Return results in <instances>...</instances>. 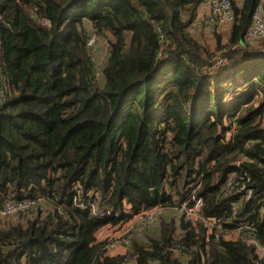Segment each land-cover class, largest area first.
<instances>
[{
  "label": "trees",
  "instance_id": "1",
  "mask_svg": "<svg viewBox=\"0 0 264 264\" xmlns=\"http://www.w3.org/2000/svg\"><path fill=\"white\" fill-rule=\"evenodd\" d=\"M203 1L0 0V206L37 204L0 219V264H256L244 241L180 234L175 212L198 185L204 217L234 203L264 244V53L246 40L264 0L234 2L214 48L190 30ZM125 206L171 214L105 255L96 234Z\"/></svg>",
  "mask_w": 264,
  "mask_h": 264
},
{
  "label": "built area",
  "instance_id": "2",
  "mask_svg": "<svg viewBox=\"0 0 264 264\" xmlns=\"http://www.w3.org/2000/svg\"><path fill=\"white\" fill-rule=\"evenodd\" d=\"M239 1L240 0H204V4L210 10L208 21L212 24V31L220 34L219 30L222 28L225 29L227 24L233 25L235 21L233 5L234 2ZM44 23L47 24L46 21H44ZM194 29H197L196 25ZM246 40L248 43L253 41L261 43L263 47L261 51L264 53V18L259 9L253 16L252 25L247 32ZM88 45L90 46V44ZM216 59L218 64L222 63L221 52L217 55ZM197 188L198 185L195 186L193 184L191 186V193L184 197L175 208L177 218L184 217L185 222L190 223L187 230H182L180 227V218L178 219L180 234H185L192 229L195 230L200 227L207 243L210 242L212 237L216 239L221 238L226 242L244 241L248 245L254 247V252L259 257L256 264H264V244L260 243L254 234L247 233V231L251 229L250 215L240 217L237 205L232 203L229 205L232 208L231 221L223 222L215 216L204 217L201 214L203 200L196 195ZM166 191L168 192L167 188ZM168 194L170 193L168 192ZM250 194L249 191L247 197H250ZM35 209H37L36 203L9 200L4 205L0 206V219H17V215L28 214ZM166 211L168 212L167 209L159 207L149 212L134 213L130 206H125L121 214H114L115 217L120 219L119 224L108 225L101 228L96 234V243H106L104 249V251H106L105 255H125L131 247L133 240L142 237L146 233L145 231L149 229V214H153L151 212H156L155 215L160 217L163 212ZM115 227H122V235L117 234L116 236H111L106 232V229ZM226 227L228 229H225ZM196 232H198V230H196ZM187 251L188 249L185 247H178L173 250L175 255L183 258H185Z\"/></svg>",
  "mask_w": 264,
  "mask_h": 264
},
{
  "label": "rangeland",
  "instance_id": "3",
  "mask_svg": "<svg viewBox=\"0 0 264 264\" xmlns=\"http://www.w3.org/2000/svg\"><path fill=\"white\" fill-rule=\"evenodd\" d=\"M219 33L220 34L218 36L221 37L223 43L224 44L228 43V39L230 37L229 30L227 28H225V29L222 28L219 30ZM90 35H92V37L90 38V41L88 42V44H90V46H89L90 51H91L93 60L95 61L96 66H97L98 77L100 78V77H102V75H101L102 70L106 66L107 61H108L109 46H108V42H107L106 38H102V37L98 38L96 35H94L93 31L90 32ZM205 41H207L210 44L209 45L210 47L214 48V44H215V37L214 36L207 35V37L205 38ZM218 54H220V53H218ZM262 117L264 119V113H263ZM151 213H153V214H149V223H150L149 225H150V227H149V229H147V231L149 233H151V235H154V234H156L155 229L158 227V219H157L158 216L155 215L156 212H151ZM168 214H171V212L166 211V212H163L162 215H168ZM155 216H156V220H155ZM176 216H177V213H176ZM179 218L180 217H178V219ZM12 220L15 221L16 219L15 218H9L8 220H5V222L8 223L9 221H12ZM16 221H21L23 223H27L26 218L17 219ZM115 228L106 229V232L108 234H110L111 236H116L117 234L122 235V227L116 228V229ZM147 231H145V232L147 233Z\"/></svg>",
  "mask_w": 264,
  "mask_h": 264
},
{
  "label": "crops",
  "instance_id": "4",
  "mask_svg": "<svg viewBox=\"0 0 264 264\" xmlns=\"http://www.w3.org/2000/svg\"><path fill=\"white\" fill-rule=\"evenodd\" d=\"M262 7L263 6L259 7V11L261 14H262V12H261ZM209 14H210V10L206 7V5L204 4V1H203L202 5L200 6V8L197 11V18L195 20V23L193 24L192 28L190 29L192 31V35H194V37L199 39L200 41H203V39L205 40L207 35L214 36V37L219 35L217 32L212 31V24L208 21V19L210 17ZM195 25L197 26V29H194ZM232 26L233 25H230V24H227L225 26V28H227L229 30V33L231 32ZM249 45L254 46L256 49H259V50L263 49L262 44L255 42V41L249 43Z\"/></svg>",
  "mask_w": 264,
  "mask_h": 264
},
{
  "label": "water",
  "instance_id": "5",
  "mask_svg": "<svg viewBox=\"0 0 264 264\" xmlns=\"http://www.w3.org/2000/svg\"><path fill=\"white\" fill-rule=\"evenodd\" d=\"M261 12H262V14L264 15V9H263V7L261 8ZM0 23H2L3 25L6 26V24H5L2 20H0ZM6 27L9 28L8 26H6ZM151 192H152V194L154 195V190H152ZM180 226H181V229H182V230H187V229L189 228V226H190V223L185 222L184 217H181V218H180ZM31 241H32V239L28 240L27 242L21 243V245H22V246H26V245H28Z\"/></svg>",
  "mask_w": 264,
  "mask_h": 264
}]
</instances>
